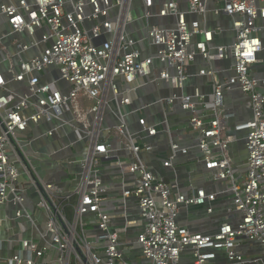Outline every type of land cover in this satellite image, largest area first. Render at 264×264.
Listing matches in <instances>:
<instances>
[{
  "label": "built area",
  "instance_id": "built-area-1",
  "mask_svg": "<svg viewBox=\"0 0 264 264\" xmlns=\"http://www.w3.org/2000/svg\"><path fill=\"white\" fill-rule=\"evenodd\" d=\"M136 1L0 0V264H218L222 253L229 264H264V0H221L212 9L208 0ZM210 11L232 19L230 44H215L222 27L208 26ZM197 56L211 93L183 91ZM229 59L223 77L214 63ZM149 77L173 89L159 100L166 116L176 105L191 113L198 160L231 194L228 219L214 232L192 231L178 217L189 206L212 213L217 192L185 194L141 158L153 147L130 130L129 94ZM234 91L249 98L251 117L232 125L226 100ZM108 106L118 123L104 127ZM139 123L145 136L160 130ZM242 130L243 176L229 152ZM42 146L70 150L74 189L40 175L32 154ZM171 148L166 166L188 152L173 140ZM107 166L118 169L120 194L111 193Z\"/></svg>",
  "mask_w": 264,
  "mask_h": 264
},
{
  "label": "crops",
  "instance_id": "crops-1",
  "mask_svg": "<svg viewBox=\"0 0 264 264\" xmlns=\"http://www.w3.org/2000/svg\"><path fill=\"white\" fill-rule=\"evenodd\" d=\"M209 8L218 7L221 0H208ZM142 2L137 0L135 3L136 8H140ZM186 8V5L183 4ZM158 8V6H157ZM137 12H141V9H136ZM137 21L134 23L139 28L134 33L135 36H143L141 30L142 24L139 14L135 15ZM197 16H190V18ZM207 24L210 28L217 26L222 27V31L215 37V44H230L234 32L232 29V19L224 14L216 15L210 11L207 15ZM159 23H164V19H156ZM145 47V45L143 46ZM145 51V50H144ZM148 50L144 53L147 54ZM205 61L202 56H197L195 62L189 67V79L186 87L183 90L185 93H193L196 86H200L206 93L213 92V84L206 76L199 75V70L205 67ZM214 66L221 70L220 75L226 77L231 74L232 60H223L214 63ZM141 85H138L135 91L130 92L132 104L128 107L129 114L127 115V122L130 130L135 133L138 137H142L141 140L145 143H150L153 147L151 152H142L141 158L143 161L152 167V169L161 175H163L168 181L177 184V189L185 194H191L194 188L204 187L209 192H217L218 198L214 202V211L212 213L207 211L205 206H189L183 208L179 214V223L188 226L192 231L198 232H214L221 222L228 219L227 209L232 204L231 194L225 189V183L221 181H214L211 177L210 171L205 168L202 161L198 160L200 157V151L197 147L196 136L190 131L189 128V117L191 113L183 110L179 105H176L173 109L167 113H164V107L159 102L160 98H167L173 94V89L170 88L169 84L164 80H157L155 78H147L139 80ZM227 108L231 114V124L248 120L251 117V105L250 100L247 96L243 95L239 91H234L227 97ZM114 107V102L110 104ZM115 113L112 111V107L109 106L105 109V118L103 126H115L118 122L115 117ZM145 118L148 124H158L160 130L158 134L149 137L145 136L141 132V126L139 123L140 118ZM166 118L169 127L171 129V135L167 132L166 126L162 124V120ZM247 131L242 130L236 132L237 141H235L230 149V156L232 157L234 166L238 169L240 174L243 176L246 173V161L248 152L246 149V136ZM171 140L177 142L181 148H187L188 152L183 153L179 151L174 160L173 164L166 166L165 160L172 155ZM45 143V142H43ZM51 146H42L40 152L32 154V160L36 165L40 175L46 180L51 181L62 180L65 182V188L74 189L76 184L69 179L67 175V167L70 166V150L66 148L60 152L53 153ZM35 153V152H34ZM115 154L124 156V150H115ZM61 160V161H59ZM46 162H51L52 167L49 168L45 165ZM118 169L116 167L107 166L103 169V174L108 180L114 184V188L111 191L112 194H120L121 187L118 182ZM137 211H131L130 216L134 218ZM137 216V215H136ZM118 216L117 222L122 223ZM117 218V217H116ZM136 218H139L136 217ZM139 221H143L140 219ZM142 228L137 227L132 229V233L139 232ZM190 258L184 259L182 264H191ZM218 264H229L226 260L225 254H221L218 260Z\"/></svg>",
  "mask_w": 264,
  "mask_h": 264
},
{
  "label": "water",
  "instance_id": "water-1",
  "mask_svg": "<svg viewBox=\"0 0 264 264\" xmlns=\"http://www.w3.org/2000/svg\"><path fill=\"white\" fill-rule=\"evenodd\" d=\"M13 141V139H12ZM14 142V141H13ZM16 149L19 151L20 155H21V158H22V161L25 165V167L28 169V171L30 172L31 176L38 182V184L40 185L36 175L34 174L29 162L27 161L26 157L24 156V154L19 150V148L16 146Z\"/></svg>",
  "mask_w": 264,
  "mask_h": 264
},
{
  "label": "trees",
  "instance_id": "trees-1",
  "mask_svg": "<svg viewBox=\"0 0 264 264\" xmlns=\"http://www.w3.org/2000/svg\"><path fill=\"white\" fill-rule=\"evenodd\" d=\"M74 201H75V198H72L71 200H70V204H67V206H66V209L68 210V212H70V208L69 207H71V204H74Z\"/></svg>",
  "mask_w": 264,
  "mask_h": 264
},
{
  "label": "rangeland",
  "instance_id": "rangeland-1",
  "mask_svg": "<svg viewBox=\"0 0 264 264\" xmlns=\"http://www.w3.org/2000/svg\"><path fill=\"white\" fill-rule=\"evenodd\" d=\"M135 3H136V2H135ZM135 3H134V4H135ZM45 165H46L47 167H49V168L52 167V163H51V162H46ZM74 202H76V201H74ZM69 208H70L69 210L72 209V207H69ZM70 216H71V215H70Z\"/></svg>",
  "mask_w": 264,
  "mask_h": 264
}]
</instances>
